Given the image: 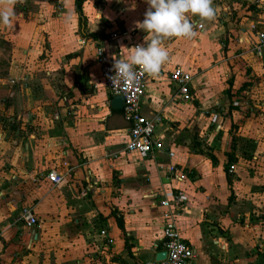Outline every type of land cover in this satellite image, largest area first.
<instances>
[{
    "label": "crops",
    "instance_id": "obj_1",
    "mask_svg": "<svg viewBox=\"0 0 264 264\" xmlns=\"http://www.w3.org/2000/svg\"><path fill=\"white\" fill-rule=\"evenodd\" d=\"M145 3L86 0L80 23L75 0H17L0 26V264L155 262L160 198L175 189L191 264H264V49L250 30L264 34V0H213L215 18L190 17L203 31L166 39L168 61L145 76L141 113L161 117L155 135L188 173L181 184L156 169L163 152L125 151L128 126L95 64L96 46L112 61L146 46ZM176 68L193 77L189 101L168 81ZM51 170L68 172L64 184Z\"/></svg>",
    "mask_w": 264,
    "mask_h": 264
},
{
    "label": "built area",
    "instance_id": "obj_2",
    "mask_svg": "<svg viewBox=\"0 0 264 264\" xmlns=\"http://www.w3.org/2000/svg\"><path fill=\"white\" fill-rule=\"evenodd\" d=\"M194 24L197 25V31H203L201 24L197 22ZM250 30L257 33L258 42L254 49L260 55L262 49H264V34L257 31L255 24L250 25ZM111 37L116 38V34H113ZM114 62L109 59L102 46H96L95 64L99 69L105 89L111 97L122 96L124 99L122 115L123 120L128 126V141L125 145V151L127 153H137L143 157L154 156L156 153L163 152L168 162L166 166L162 164L156 165V169L159 172L165 171L177 183H184L188 177V173L173 164V159L175 158L174 152L167 149L164 143L155 135V129L161 117L155 116L152 119H147L141 113V100L144 96L146 73L137 67V79L134 84L126 85L121 83L119 86L113 87L109 77L115 74L112 71ZM192 78L190 73L179 68L174 69L168 75V81L175 92L176 98L182 101H189ZM233 171L234 166H230L228 172L231 174ZM67 175L68 172L62 173L57 170H51L44 177L53 187H57L64 184ZM186 202L185 193L179 189H175L169 196L160 198L159 205L164 208L161 214L163 221L161 245L163 252H166V258L159 262L147 264L192 263L194 252L183 240L178 228V219L184 211ZM20 218L24 226L28 229H32L37 225V219L28 208L22 209ZM100 235L104 236L105 232H101Z\"/></svg>",
    "mask_w": 264,
    "mask_h": 264
},
{
    "label": "clouds",
    "instance_id": "obj_3",
    "mask_svg": "<svg viewBox=\"0 0 264 264\" xmlns=\"http://www.w3.org/2000/svg\"><path fill=\"white\" fill-rule=\"evenodd\" d=\"M16 3L17 0H0V26H12ZM146 3L149 7L144 19L137 22V27L147 33L146 46L137 45L130 49L126 59L115 60L112 68L115 74L109 77L113 87L134 84L137 67L149 76H157L169 59L164 41L173 37L192 39L197 35V25L190 17L203 22L213 20L216 15L213 0H146Z\"/></svg>",
    "mask_w": 264,
    "mask_h": 264
},
{
    "label": "water",
    "instance_id": "obj_4",
    "mask_svg": "<svg viewBox=\"0 0 264 264\" xmlns=\"http://www.w3.org/2000/svg\"><path fill=\"white\" fill-rule=\"evenodd\" d=\"M124 107V99L122 96H115L110 100V109L113 111H122ZM32 234L35 236V231L32 232ZM166 258V252H161L156 255V261L159 262Z\"/></svg>",
    "mask_w": 264,
    "mask_h": 264
},
{
    "label": "trees",
    "instance_id": "obj_5",
    "mask_svg": "<svg viewBox=\"0 0 264 264\" xmlns=\"http://www.w3.org/2000/svg\"><path fill=\"white\" fill-rule=\"evenodd\" d=\"M86 0H75V11L78 16L79 22L82 23L84 21V16H83V5ZM112 97L109 96V99ZM120 114L121 112H115Z\"/></svg>",
    "mask_w": 264,
    "mask_h": 264
},
{
    "label": "rangeland",
    "instance_id": "obj_6",
    "mask_svg": "<svg viewBox=\"0 0 264 264\" xmlns=\"http://www.w3.org/2000/svg\"><path fill=\"white\" fill-rule=\"evenodd\" d=\"M230 1H231V0H230ZM99 2H100V0H99ZM145 5H146V8L149 7L148 4L145 3ZM198 19H199V18H198ZM207 30H208V29H207ZM5 64H6V60H5V58H4V59L1 60V62H0V72L3 71L2 69H4ZM101 88H102V90H101L102 93H106V94H108L107 90L104 88V85H102Z\"/></svg>",
    "mask_w": 264,
    "mask_h": 264
}]
</instances>
